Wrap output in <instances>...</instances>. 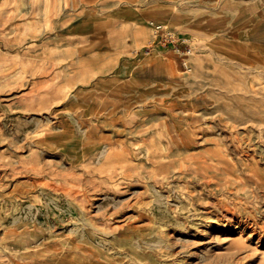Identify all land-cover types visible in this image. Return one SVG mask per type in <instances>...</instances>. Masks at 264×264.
<instances>
[{
    "label": "rangeland",
    "instance_id": "374dc122",
    "mask_svg": "<svg viewBox=\"0 0 264 264\" xmlns=\"http://www.w3.org/2000/svg\"><path fill=\"white\" fill-rule=\"evenodd\" d=\"M0 264H264V0H0Z\"/></svg>",
    "mask_w": 264,
    "mask_h": 264
},
{
    "label": "built area",
    "instance_id": "2783aa9c",
    "mask_svg": "<svg viewBox=\"0 0 264 264\" xmlns=\"http://www.w3.org/2000/svg\"><path fill=\"white\" fill-rule=\"evenodd\" d=\"M152 26L155 34L160 36L161 40L164 41L165 43L177 45V43L181 42V40L177 39L172 32L168 31L167 29H164L162 26L155 24H153Z\"/></svg>",
    "mask_w": 264,
    "mask_h": 264
},
{
    "label": "bare ground",
    "instance_id": "6f19581e",
    "mask_svg": "<svg viewBox=\"0 0 264 264\" xmlns=\"http://www.w3.org/2000/svg\"><path fill=\"white\" fill-rule=\"evenodd\" d=\"M43 168H44V167H43ZM255 186H256V185H255ZM253 192H254V191H253ZM238 224H239V223H238ZM239 225H240V224H239ZM246 225H247V224H246ZM250 226H251V225H250ZM244 227H245V226H244ZM244 227H243V228H244ZM255 229H256V228H255ZM253 232H254V231H253ZM250 235H251V234H250ZM250 235H249V236H250ZM259 243H260V242H259ZM262 263H263V262H262Z\"/></svg>",
    "mask_w": 264,
    "mask_h": 264
}]
</instances>
